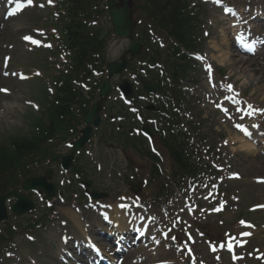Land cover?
Instances as JSON below:
<instances>
[{"label": "rangeland", "instance_id": "rangeland-1", "mask_svg": "<svg viewBox=\"0 0 264 264\" xmlns=\"http://www.w3.org/2000/svg\"><path fill=\"white\" fill-rule=\"evenodd\" d=\"M194 3H199L198 0H192ZM191 8V6H190ZM208 11V24H211L213 28L210 30L207 28L209 40L207 42V46L202 53H205L208 57L203 56L202 54H197L199 56V60L203 63L200 66H195V71L189 75L188 79L185 81V86L188 87L189 97L193 103L191 104V113L193 116L202 115V120L206 122L207 125H213L217 131L221 132V136L225 134L227 137L226 142L230 143L232 141L237 142V145L230 146L226 148L224 151L227 152L229 158L227 159V165L230 163L231 172H235L240 174L242 177V181L235 183H228L223 187L227 190H234L236 192H241L243 195L241 197V202H244L243 208L253 205L264 203V198H258L256 195L258 193L264 194V188L254 189L251 187L252 178L256 177L257 173H254V160L249 161L245 157V154H241L239 147L241 144L235 135L230 132V128L225 124L231 125L234 117V112L229 111L226 114H222L217 112L216 104L212 103L214 100V96L216 92L223 87V82L219 84V81L215 79V74L223 78L227 79L228 84H235L239 89L241 86L247 87L249 94H254L252 96L253 101L261 107L262 114L264 117V66H257L255 58H243L237 57L235 54V49L233 48L231 37L225 35L223 30V22L219 14L214 8L211 6H206ZM245 8H243L244 11ZM25 20V19H23ZM23 25L22 20L19 18L13 22V25ZM229 25V24H228ZM16 27V26H12ZM203 27H205L203 25ZM227 27V26H225ZM11 30V28H9ZM218 31H220L218 33ZM19 33L9 34L3 31L0 28V60L7 50L3 48L6 46L14 47V56L13 58L20 60L28 54L26 50L23 49V46L18 40ZM223 42V43H222ZM129 48V44L125 41H117L114 40L108 49L107 58L111 61H117L120 56ZM234 51V52H233ZM239 62H242L240 64ZM247 62V63H246ZM254 65L253 67H251ZM209 67L212 72V77H209L203 71L204 67ZM213 68H215V74L213 73ZM244 70V71H241ZM238 81V82H237ZM255 86V83L258 84V88L254 90L250 87V84ZM0 88H8L11 92V96H1L0 95V142L9 139L12 136L17 134H25L27 137H31L32 133V120L34 117L40 115V113H35L29 107L24 105V100H34L37 88L30 84H19L14 79H0ZM228 90V89H227ZM40 105V104H39ZM41 106V105H40ZM186 107V105H184ZM189 112H186V115ZM191 116L188 115V118ZM208 133V129L202 130V134ZM258 136L264 138V131H257ZM217 135L212 131L207 134L206 140L208 143H213L216 139ZM205 143V142H203ZM93 150L94 159L100 161L103 168H101V178H94V184L97 183L98 192L107 193L110 192L116 194L119 188L118 181L115 180V176H109L110 171L113 169L119 170L126 167L125 160L129 159L132 154L122 152L120 149H104L102 147H96ZM236 154V156H235ZM131 155V156H130ZM215 155V152H214ZM86 158L83 162V166L85 167V173L91 177L94 173V168L92 169V165H88L89 159ZM131 160V162H133ZM252 165V166H251ZM114 173V172H113ZM96 174V173H95ZM59 180L65 181L69 179L70 175H58ZM40 210L42 212V204H40ZM246 212V211H245ZM60 216V212L58 213ZM227 216L226 218H229ZM250 219H254L256 222H260L264 220V213L252 214L248 215ZM212 220L214 218H211ZM48 228L45 229L47 231ZM43 236L50 237L49 234L43 233ZM22 240V238L17 239V241ZM255 243H259V249L264 254V241H262L260 235L255 239ZM27 251L34 253V255H40L43 260L49 259L52 252L49 249V246L46 247L44 242L37 241L32 247L29 245L24 247ZM198 252L196 253L198 256L202 255L201 247L197 248ZM161 255H165V250L163 249ZM206 256V253H204ZM166 258V257H165ZM39 264H52L49 261L45 263L39 262ZM238 264H264V259L261 262L250 261L243 262L240 261Z\"/></svg>", "mask_w": 264, "mask_h": 264}, {"label": "trees", "instance_id": "trees-1", "mask_svg": "<svg viewBox=\"0 0 264 264\" xmlns=\"http://www.w3.org/2000/svg\"><path fill=\"white\" fill-rule=\"evenodd\" d=\"M164 1L165 0H144L143 2L142 0L141 4L143 8H145L146 10H150L154 8L155 13L159 12L160 13L159 17L161 18V21H164V23H167V27H169V32L173 33V37L180 43H185L186 41H188L187 37L189 35L188 33L189 27L187 25L186 18L182 14V10L180 11V7L179 6L177 8L175 7V0H168L169 4L171 5L168 11H166L165 4L162 3ZM70 3L73 4L72 5L73 15H76L80 11L83 10V0H70ZM78 24L79 23H76V25ZM73 25L75 24L73 23L72 26ZM78 26H81V25H78ZM79 31L81 33V37L84 39V41L80 43L79 57L81 59H85L89 52L98 51L99 42H97V37L96 35H94V33L92 34L93 38H90L88 36V40H86V38H84L83 36V34L86 33L85 30L81 28ZM75 40L79 42V39H75ZM59 111L57 112V114H55V116H52V117H58ZM169 144L170 145L167 144L168 155H170L171 153V158L172 159L176 158L177 160L179 153H181L182 146L179 145L178 142L176 143L175 141H171ZM34 146H36V142L34 143V140L33 142H25L24 140H16L14 144V149L22 151L24 153L29 150H34L35 149ZM7 158L9 157L4 156L3 160H7ZM10 163L11 161L5 164L0 163V174L4 172L5 174H7L10 172V168H9ZM3 180H5V178ZM3 187H5V185H3Z\"/></svg>", "mask_w": 264, "mask_h": 264}, {"label": "bare ground", "instance_id": "bare-ground-1", "mask_svg": "<svg viewBox=\"0 0 264 264\" xmlns=\"http://www.w3.org/2000/svg\"><path fill=\"white\" fill-rule=\"evenodd\" d=\"M241 71H244V70H241ZM253 87L258 88V90L260 89L258 84L256 83H255V86ZM239 149H241L240 152L242 151L246 152L245 155H246L247 160L249 161L254 160V173L264 176V158L260 159L257 151L244 142H242L241 147H239ZM255 189H260V188H255ZM256 197L264 198V194L258 193ZM126 219H127V215L124 212H120L118 210L114 212V217H113L114 222H119V224H123V221ZM136 220L139 223V225L144 226L142 221H138V219Z\"/></svg>", "mask_w": 264, "mask_h": 264}, {"label": "water", "instance_id": "water-1", "mask_svg": "<svg viewBox=\"0 0 264 264\" xmlns=\"http://www.w3.org/2000/svg\"><path fill=\"white\" fill-rule=\"evenodd\" d=\"M117 14L118 13H114V15H116L117 16ZM116 20H118V19H115V21ZM90 119L88 118L87 119V122L89 121ZM25 186H28V185H25ZM3 201H4V198L3 199H0V220H1V218L3 217V214H2V212H1V205L3 204ZM13 211L14 212H23V211H27L29 208L26 206V208L25 207H23V206H19V205H15V206H13Z\"/></svg>", "mask_w": 264, "mask_h": 264}]
</instances>
